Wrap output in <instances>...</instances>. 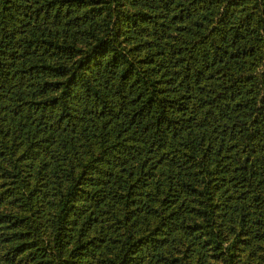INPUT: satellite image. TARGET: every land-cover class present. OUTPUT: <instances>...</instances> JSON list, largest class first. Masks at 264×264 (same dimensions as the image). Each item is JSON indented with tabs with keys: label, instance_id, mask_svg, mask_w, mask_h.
Segmentation results:
<instances>
[{
	"label": "trees",
	"instance_id": "trees-1",
	"mask_svg": "<svg viewBox=\"0 0 264 264\" xmlns=\"http://www.w3.org/2000/svg\"><path fill=\"white\" fill-rule=\"evenodd\" d=\"M0 264H264V0H0Z\"/></svg>",
	"mask_w": 264,
	"mask_h": 264
}]
</instances>
